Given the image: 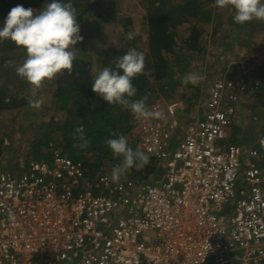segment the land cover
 Here are the masks:
<instances>
[{
  "label": "built area",
  "instance_id": "obj_1",
  "mask_svg": "<svg viewBox=\"0 0 264 264\" xmlns=\"http://www.w3.org/2000/svg\"><path fill=\"white\" fill-rule=\"evenodd\" d=\"M258 90L242 66L192 120L177 100L149 108L163 119L135 117L158 168L143 180L113 183V167L54 147L0 171V264H264V154L222 142Z\"/></svg>",
  "mask_w": 264,
  "mask_h": 264
},
{
  "label": "rangeland",
  "instance_id": "obj_2",
  "mask_svg": "<svg viewBox=\"0 0 264 264\" xmlns=\"http://www.w3.org/2000/svg\"><path fill=\"white\" fill-rule=\"evenodd\" d=\"M75 1L84 4L87 0ZM188 1L190 0H163L161 4L156 3L160 11L155 15H169L179 6L184 10ZM198 1L204 7L208 6L207 10L211 12L209 23L204 25L196 23V25L188 20L179 25L177 23L173 27L174 53L164 54L176 72L172 70L170 72L172 79L165 78L159 83L153 76V70L147 69L146 78L149 83L146 86V92L138 99L147 96L146 103L149 108L155 102L177 100L182 102L184 110L190 114L196 106H199V110L202 109L199 103L203 98L202 105L206 102V87L211 82L217 79L234 78L243 66L249 71V76L259 83V90L255 95L246 97L243 105L244 114L238 122L226 129L227 135L222 142L226 145L240 143L246 147L255 146L264 154V148L260 144V139L264 138V21H251L242 27L234 22L233 9L228 12L226 8L218 9L215 0L210 4H206L207 0ZM89 2H96L94 10L78 20L80 31L86 37L82 43L85 42L87 48H92L93 51L101 50L105 45L108 47L111 45L108 48V55L113 61L124 56L129 49L135 48L144 53L145 68L147 63L152 65L154 59L149 51L151 15L148 3H144L145 0H89ZM106 13H112L115 16V21L111 25L101 21V17ZM175 15L177 18H182L178 12ZM196 28L202 35L199 39V48L194 51L187 45V40ZM129 31H135L138 35L128 40L126 36ZM92 42L95 43L93 46ZM0 58L4 61L0 64V89L6 88L12 94H19L29 99L31 86H26V80L18 76L16 72L17 66L26 59L25 51L0 52ZM176 60L182 62L181 68L176 64ZM97 66V62L94 61V72ZM187 72L199 73L204 79L196 85H183L180 78ZM55 86L56 78L45 81L43 87L38 90L37 98L42 100L39 109L29 106L28 109L0 111V142H3L0 171L23 173L27 161L41 159L34 156V153L38 143L46 136L50 138L49 147L40 148L39 153L47 155L53 147L62 150L65 147L63 136L59 135L57 130L51 129L53 127L51 118L55 121L60 119V114H56L51 103ZM126 109L122 107L121 113L127 111ZM61 114L65 118V113ZM195 115L196 112L191 114V116ZM129 123L134 127L133 135L137 136L138 128L132 113ZM127 138L130 142L131 134ZM85 156L90 162L97 161L94 152H87ZM104 163L109 166L107 161Z\"/></svg>",
  "mask_w": 264,
  "mask_h": 264
},
{
  "label": "trees",
  "instance_id": "obj_3",
  "mask_svg": "<svg viewBox=\"0 0 264 264\" xmlns=\"http://www.w3.org/2000/svg\"><path fill=\"white\" fill-rule=\"evenodd\" d=\"M207 1L206 4H210L213 0ZM50 2L51 0H0V27L3 26L9 11L13 7L22 5L25 8L41 10L45 3ZM63 2H68V0H63ZM71 2L78 13L77 22L79 19L89 14V12H92L96 5V2L90 3L89 0L84 4L75 0H71ZM161 2H163V0H145L144 2L146 4L148 3L151 15L149 18V51L154 62H152V65L147 63V67L144 70L145 74L143 73L133 78L132 83L137 89L136 95L132 98L133 100H137L140 95L146 92V86L149 83L146 78L147 69L153 70V76L156 77L155 79L159 83L165 78L169 80L172 79L170 72L172 70L175 71V68L172 66L171 62L165 58L164 53H174L175 31L173 27L176 26L177 23L179 25L188 20L194 24L199 23V25L208 24L210 21L209 17L211 12L207 10L208 6H202L198 0L188 1L184 10L179 6L174 11L172 10L169 15H155L160 11L156 3L161 4ZM230 9L232 10L229 6L226 7L225 10L228 12ZM177 12L182 18L176 17L175 13ZM101 21L104 24L111 25V23L115 21V16L112 13H106L101 17ZM247 24L248 22L240 24V26L244 27ZM80 32L83 39L86 38L82 31ZM87 33L89 34V32ZM201 35V31L198 30V28L193 30L191 36L187 40V45L190 49L197 51ZM94 42H92V46L95 44ZM76 47L77 59L73 61V71L71 75L65 70L63 74H58L56 76V88L51 103L56 114H60V119L55 121L54 118H51V122L53 123L51 129L57 130V133L63 136L65 153L76 161H82L84 166L90 171H93L94 168L101 167L104 161H107L109 166L113 167L120 162V158L114 157L111 149L105 143L106 139L115 138L121 134L127 137L131 134V141H128L129 146H131L133 150L139 147L138 136L133 135L134 127L129 123L131 115L130 110L126 109L127 111L121 113L123 106L119 104L109 105L102 97L92 91L94 77L98 75L104 67L114 68L116 61H113L108 55V48H110L111 45L110 47L105 45L101 50L93 51L92 48H87L85 42L82 43L81 41L77 43ZM21 50H24L26 53L24 48L18 47L11 40L0 42V52L7 53ZM94 61L97 62L98 65L95 72L93 68ZM176 61V64L181 68L182 62L180 60ZM3 63L4 61H1L0 58V64ZM177 65L175 67H177ZM166 85L169 86V83L166 82ZM26 86L31 85L26 81ZM6 100L8 102H6ZM19 108L28 109V99L26 97H21L19 94H12L6 88H1L0 111H12ZM63 112L65 113V118L63 114H61ZM122 122L124 124H122ZM80 126H83L84 134L89 141V146L83 149L73 146L78 143L77 140L73 139L74 131ZM49 142L50 138L48 136L42 139L38 143L34 156L37 158L47 156L49 153L43 155L39 153V151L40 148L49 147ZM2 145L3 142H0V160L3 152ZM87 152H94L97 161L90 162L89 159H86L85 155ZM157 169V164L150 157L149 164L142 170L138 171L135 167H132L128 172L136 179L143 180L156 173Z\"/></svg>",
  "mask_w": 264,
  "mask_h": 264
},
{
  "label": "clouds",
  "instance_id": "obj_4",
  "mask_svg": "<svg viewBox=\"0 0 264 264\" xmlns=\"http://www.w3.org/2000/svg\"><path fill=\"white\" fill-rule=\"evenodd\" d=\"M215 4L218 8L230 6L235 13L234 22L238 24L264 21V0H215ZM77 16L71 0H51L39 11L22 5L13 7L0 27V42L11 40L26 50V59L17 66L16 72L31 85V96L28 99L30 107H41L42 100L37 98V92L45 81L55 79L65 70L71 75L73 61L77 59L76 45L83 40ZM136 35L138 33L135 31H129L126 38L132 40ZM144 69V53L131 48L124 56L116 59L114 68L104 67L94 77L92 91L109 105L119 104L129 109L134 117L163 119V111L149 109L147 96L132 99L137 93L133 78L143 74ZM180 79L183 85H196L204 77L196 72H187ZM73 139L78 141L74 147L83 149L89 146L83 126L75 129ZM105 143L114 157L120 158V162L111 170L113 183H118L130 168L135 167L139 171L150 162V157L139 147L133 150L128 144V138L122 134L106 139ZM260 144L264 147V138L260 139Z\"/></svg>",
  "mask_w": 264,
  "mask_h": 264
},
{
  "label": "crops",
  "instance_id": "obj_5",
  "mask_svg": "<svg viewBox=\"0 0 264 264\" xmlns=\"http://www.w3.org/2000/svg\"><path fill=\"white\" fill-rule=\"evenodd\" d=\"M208 86H209V85H208ZM208 86L206 87V92H205V98H206V99H207V92H208L207 90H208ZM202 102H204V98L201 99V101H200V103H199L200 106H203V105H202ZM198 107H199V106H196L195 108H193V110H191V113H190V114L188 113V115H189V119H190V120H191V119H194L195 116L192 117L191 114L197 112V110L199 109Z\"/></svg>",
  "mask_w": 264,
  "mask_h": 264
}]
</instances>
